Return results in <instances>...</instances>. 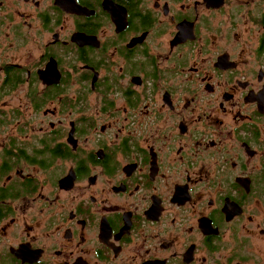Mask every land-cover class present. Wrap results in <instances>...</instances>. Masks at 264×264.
<instances>
[{"label": "flooded vegetation", "instance_id": "1", "mask_svg": "<svg viewBox=\"0 0 264 264\" xmlns=\"http://www.w3.org/2000/svg\"><path fill=\"white\" fill-rule=\"evenodd\" d=\"M0 264H264V0H0Z\"/></svg>", "mask_w": 264, "mask_h": 264}]
</instances>
